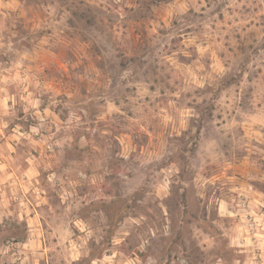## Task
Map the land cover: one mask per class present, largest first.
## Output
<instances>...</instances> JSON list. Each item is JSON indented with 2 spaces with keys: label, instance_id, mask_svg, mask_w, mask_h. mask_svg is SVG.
I'll use <instances>...</instances> for the list:
<instances>
[{
  "label": "rangeland",
  "instance_id": "374dc122",
  "mask_svg": "<svg viewBox=\"0 0 264 264\" xmlns=\"http://www.w3.org/2000/svg\"><path fill=\"white\" fill-rule=\"evenodd\" d=\"M1 86L52 264H264V0H0Z\"/></svg>",
  "mask_w": 264,
  "mask_h": 264
},
{
  "label": "crops",
  "instance_id": "0c3cea01",
  "mask_svg": "<svg viewBox=\"0 0 264 264\" xmlns=\"http://www.w3.org/2000/svg\"><path fill=\"white\" fill-rule=\"evenodd\" d=\"M3 92H7L6 88L4 86L0 87V106L2 105H9V97L8 92L4 94ZM1 114V112H0ZM2 118V117H1ZM0 120H4L3 118ZM14 152L15 149L11 150V152ZM0 153V190L1 191H8V189H11V192L14 193V197H7L3 195L2 198H0V224H3L4 222V216L6 215V218L11 216H14L17 218L18 221L24 222L28 228V234L29 238L23 242H19L16 244L17 252H19L20 255H18V258L16 260L21 261V264H24L25 261L29 258L30 263L29 264H45L44 261H46V264H52L53 261L50 260V257L47 255L48 252H53L54 250H58L59 248V242L55 243L51 246H45L44 240L40 241L36 236H42L45 234H51L49 231L43 229H40L37 226V221L42 223L41 217L39 212L37 211V208L32 204L31 201L24 199V195H20V189L24 188L28 185H25V176H28L31 174V172L38 171V167L34 165V162L32 161V157H34V154L29 152L26 153L25 156L27 157L26 161L27 164L24 166H18L14 162L11 163L9 160L12 155V153ZM17 152V151H15ZM17 154V153H16ZM5 157V158H4ZM3 158V159H2ZM22 188V189H23ZM20 196L21 201L19 204L23 205V209L20 208L16 213H13L11 210V204H14L13 201H16V198ZM11 205V206H10ZM2 210V211H1ZM6 211V212H5ZM63 248V246L61 247ZM8 249L2 248L0 246V264L3 261V256L7 255V260L11 261L13 264L15 261L14 256H10L7 254ZM33 253V255H32ZM14 255L16 253H13ZM16 256V255H15ZM44 260V261H43ZM74 264V261H72ZM18 264V263H17ZM69 264H72L71 262Z\"/></svg>",
  "mask_w": 264,
  "mask_h": 264
},
{
  "label": "trees",
  "instance_id": "16d2710c",
  "mask_svg": "<svg viewBox=\"0 0 264 264\" xmlns=\"http://www.w3.org/2000/svg\"><path fill=\"white\" fill-rule=\"evenodd\" d=\"M163 1H166V0H163Z\"/></svg>",
  "mask_w": 264,
  "mask_h": 264
}]
</instances>
